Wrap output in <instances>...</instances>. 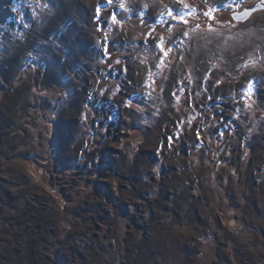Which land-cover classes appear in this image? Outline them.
<instances>
[{
	"label": "rangeland",
	"instance_id": "rangeland-1",
	"mask_svg": "<svg viewBox=\"0 0 264 264\" xmlns=\"http://www.w3.org/2000/svg\"><path fill=\"white\" fill-rule=\"evenodd\" d=\"M258 5L0 0V264H264Z\"/></svg>",
	"mask_w": 264,
	"mask_h": 264
},
{
	"label": "water",
	"instance_id": "water-1",
	"mask_svg": "<svg viewBox=\"0 0 264 264\" xmlns=\"http://www.w3.org/2000/svg\"><path fill=\"white\" fill-rule=\"evenodd\" d=\"M262 10H264V5H258L253 8L242 10L240 12L231 13L230 15L234 22H245L251 17V14Z\"/></svg>",
	"mask_w": 264,
	"mask_h": 264
},
{
	"label": "snow or ice",
	"instance_id": "snow-or-ice-1",
	"mask_svg": "<svg viewBox=\"0 0 264 264\" xmlns=\"http://www.w3.org/2000/svg\"><path fill=\"white\" fill-rule=\"evenodd\" d=\"M238 2V0H232V3H237ZM225 6H227V5H225ZM185 13H182V12H177V15L178 16H183Z\"/></svg>",
	"mask_w": 264,
	"mask_h": 264
}]
</instances>
